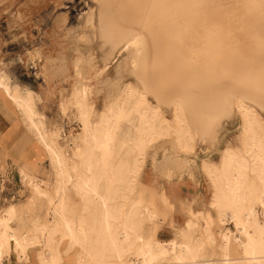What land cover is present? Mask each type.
<instances>
[{
    "label": "rangeland",
    "instance_id": "374dc122",
    "mask_svg": "<svg viewBox=\"0 0 264 264\" xmlns=\"http://www.w3.org/2000/svg\"><path fill=\"white\" fill-rule=\"evenodd\" d=\"M144 1L126 0L123 3L125 12L131 21L136 22L138 20L143 12V7H148L147 11L150 10L149 5L147 6ZM181 1L183 4H189L191 1V5L204 6L201 18L205 19L201 21L200 18L198 24L196 23L197 25L192 22H190L192 25H188L189 27L192 26L195 31L188 27L189 30L192 29L193 32H197L196 35L194 34L193 40L191 39V42L196 46L191 44L192 46L188 45L187 47L191 56L197 53L195 49L202 50L205 46L207 47L205 44H212L213 46L209 45V48L211 47L210 50H213L216 47L214 45L221 42L228 43V45L225 44L226 46L230 44L234 58L238 55L247 58L251 55L249 47L252 38L264 39V19L258 17L264 15V8H262L264 7V0H236V8H232V11L236 9L235 13L240 14L239 19L235 22L242 30L235 32V29H231L235 22H232L231 26L233 27L227 24L231 28L225 26L229 28L228 31L231 29L229 33L232 35L223 36L221 40L217 39L216 36L202 35V31L206 33L209 29L205 25L208 26V22L211 24L217 20L218 17L215 18L212 15L219 10L220 4V7H223L222 3L226 2L224 7L227 9L225 8V11L220 9V11L229 13L231 12L229 6L231 7L235 0ZM108 4L114 7L113 13L116 17L111 15L104 20L101 17L105 7L102 0H0V72L7 75L4 74L3 76L8 79V83L10 82L16 87L21 95H24L27 90L31 91L36 110L34 120L41 123L40 131L54 140L56 146L65 155L66 163L69 165L76 163V161L80 164L79 157H75L72 153L78 142L80 143L79 134L81 132L76 107L72 103L75 88L79 86L77 84H80L78 78L76 79L75 60L78 59L79 65H82L81 75L84 76L82 80L89 84L86 86L90 88L88 100L93 121L99 117V114L106 109L107 104L126 85L145 91L148 101L158 105L159 114L166 123H174L172 105L176 102L181 104L189 124L192 148H181L174 136V131L149 144L141 159V168L134 178V188L129 195L130 201L136 199L142 206H147V208L155 211L156 216L153 220L145 219L143 221L142 231L145 236H149L153 241L165 246L172 240L177 242L181 240L180 234L190 219L194 220L197 225L193 236L197 238L204 234V223L201 215L209 210L214 219L210 231L218 244L221 242L223 234L236 232V227L234 222L227 217H225L224 222L218 220V211L211 204L214 196L204 162L218 165L225 148L229 146L235 150L241 148L242 118L235 108L238 97L244 98L248 104L252 105L259 118L264 122V84H262L264 83L262 80L264 79L262 76L264 70L253 73L254 77L261 79L257 82L259 79L255 78L257 83H255L254 77L249 82L243 81L237 70L238 65H235L236 62L234 63L235 67L232 65L233 63L224 66L226 74L225 72L218 74L216 69L213 72L206 66H203L204 68L200 66L202 71L193 74L192 77L195 78L200 74L202 76L206 72L205 69L209 71V73H205L207 77L203 75L205 76H202L203 79L201 76L200 79L199 76L196 77L198 80L192 79L185 69V62L176 61L175 55L173 57L168 56L170 54L167 51L168 46L161 41L160 35L157 37V34L161 32V24H151L152 29H158L156 32L152 31L150 27L148 28L152 37L150 35L145 37L148 43L147 48L140 47L138 49L136 45H133L135 46L134 49L130 45L120 49L121 43H115L121 39L122 32L126 33L122 37L128 38L127 32L136 25L129 24L128 26L127 20H123V18L122 21L118 17L122 5L118 4V8L117 3L114 4V0H108ZM152 5L154 7V4ZM152 5L150 6L152 7ZM215 7L218 9L213 10L214 13L211 12V8L214 9ZM168 9L170 8H167L166 11ZM203 11H210V14ZM252 13L254 15L246 20V15ZM207 15L208 17L209 15L212 16V19L210 17L208 19ZM58 16H62L64 19L61 22H56L55 19ZM196 16L198 17L199 14ZM224 16H221L220 19L225 18V23H228L229 21L226 22L227 17ZM114 22L122 23L124 27L114 28ZM145 28L147 29V27ZM114 29L121 33L115 36ZM255 29L257 32L253 34ZM246 33L249 34L246 35ZM154 37L156 41L153 42ZM211 37L212 39H210ZM156 42L158 46L161 45L160 48ZM225 45H222V48L224 47L223 49L228 52L227 54L232 55L229 52L230 49ZM156 46L157 48L154 50ZM202 46L203 48H201ZM143 48L145 49L142 51ZM233 48L243 52L235 54ZM148 49L154 50V54L158 56L154 57V54L150 53L152 51ZM161 49H164V53L167 54L168 52L169 54H164ZM156 50L163 53L165 58L163 54L160 57L161 54L156 53ZM37 51L40 53L36 56ZM59 56L63 59H59ZM140 56L143 58L141 61ZM46 57L47 59H45ZM174 60L176 64L173 62ZM46 62H48L47 66H45ZM231 68H233L232 71L235 70L234 73L230 70ZM229 71L231 74L227 73ZM237 71L239 75L236 74ZM178 73L186 77H181L182 75L179 76ZM260 73L262 74L259 75ZM175 75L179 78L177 79ZM188 75L193 82L187 83L190 81ZM170 76H175L174 79L178 81L176 82ZM231 77L234 78L230 79ZM185 78H187L186 81ZM179 81L181 82L179 83ZM182 81L186 83L181 84ZM199 82H201L200 86L199 84L195 86V83ZM183 87L186 88L183 89ZM181 92H185L183 93L185 96ZM182 101H185L187 108L182 104ZM20 114L26 127L36 138V142L44 149L43 144L38 139L37 131L29 126L21 112ZM129 120L130 118L125 121L126 125L129 124ZM134 123L136 122L134 121ZM131 128V133L134 134V129ZM46 157L45 162L42 158L39 160V166L28 167L22 164L19 155L10 154L5 149L0 150V216L6 214L8 206H14L16 212L10 221V225L21 235L31 237L38 234L34 221H45L51 224L54 217V207L58 201L54 194L56 168L48 153ZM10 159L14 162H11ZM22 169L26 171L29 177L22 174ZM31 179L38 183L40 188L52 194V202L49 201L47 195H40L34 190ZM252 182L250 185L253 190H256L257 181L253 180ZM257 193L260 194V192ZM256 198L257 195L252 192L248 200L256 201ZM65 203L66 212L70 213L73 218L76 219L80 215L87 214L82 211V197L71 190H68ZM227 230L231 232L227 233ZM232 233L230 234L231 237H233ZM60 237L61 231L58 230L55 232L52 241L54 244L58 243V249L63 252L61 264H74L77 259L78 247L75 246L65 252L69 246V240H62ZM233 241L235 242L234 239ZM39 249L40 246H30L28 252L19 258L17 252L10 248L9 253L2 258L1 264H38L37 250ZM129 258H131L130 254Z\"/></svg>",
    "mask_w": 264,
    "mask_h": 264
},
{
    "label": "bare ground",
    "instance_id": "6f19581e",
    "mask_svg": "<svg viewBox=\"0 0 264 264\" xmlns=\"http://www.w3.org/2000/svg\"><path fill=\"white\" fill-rule=\"evenodd\" d=\"M102 1L105 4L101 15L102 19L106 20L111 15L114 17V7L108 4V0ZM137 1L139 2L140 0ZM202 1L205 2V0ZM124 2L126 0H114V4L117 3L118 8L119 5H122L121 7L123 8L119 10L118 17L121 20L123 18V20H127L129 22L126 21L128 26L129 24L136 26L127 32L128 35L126 36L128 38H123L122 36L126 33L122 32L121 39L115 43H121L120 49L121 47L125 48L130 45H136L138 49L140 47L147 48L148 43L145 37L150 35L148 28L153 24H161V32H157L159 33L157 37L160 35L161 41L168 46L167 51L170 54L168 52L167 54L164 53L163 50L167 47L165 44L164 49L161 50L164 54H169L168 56L173 57L175 55L177 57L176 61H184L185 69L191 77L193 74L202 71L200 66H206L210 71L213 70V72L216 69L218 74H222L225 72V65L231 63L234 65L235 62L237 63L235 65H238L237 70L241 74L242 80L246 82L253 79V73L264 70V39L257 37L252 38L249 47L251 55L247 58H242L239 55L234 58L230 44L226 46L225 44L228 45V43L221 42L214 45L216 47L213 50H210L211 47L209 48V45H213L208 43L205 44L207 45V47L205 46L206 48L204 47L205 49L203 46L201 47L204 50L195 49L197 53L193 56H191V53H188L187 47L191 44L194 45L191 39L193 40L194 34H197V32H193L195 31L194 28L188 25L190 22L196 24L200 20L202 10H204V6L202 5H191V1L189 4H183L181 0H145V4L149 5V9H153V11H147L148 7H143L142 14L134 22L126 14ZM234 2L231 7L229 6L231 11L229 13L227 11L223 12L227 9V7H224L226 2L222 3L224 8L220 7V4L219 10L215 13L213 10L216 7L214 9L211 8L212 11L209 9L214 13L212 16L219 19L217 18L211 24L208 22L207 24L208 26L210 24V26L205 25V27L209 30L206 29V33L202 31V35L216 36L218 37L217 39L221 40L223 36L231 34L229 33L231 29H235V32L242 30L235 22L239 19L240 14L235 13L236 9L232 11V8H236V0ZM152 4H154V7ZM167 8L170 9L166 11ZM220 9L224 10L220 11ZM210 11L203 12L207 14ZM197 14H199L198 17L196 16ZM253 15L254 13L246 15V20ZM212 16L209 15L210 18ZM221 16L227 17L226 22H229L225 23V18L220 19ZM209 17L207 15L208 19ZM258 17L264 19V15ZM232 22H235L233 24L234 27L231 26ZM227 24H230L233 28L229 27V25L227 26ZM225 25L231 28L230 31H228L229 28ZM113 26L114 28L124 27L122 23L117 22H114ZM188 27L192 28L193 31L192 29L190 31ZM154 29L152 31H158V29ZM254 32H257L256 29L252 33L254 34ZM114 33L115 36H118L121 32H117L114 29ZM153 34L155 36V33ZM150 36L152 37V35ZM155 37L154 39L151 38L153 42L156 41ZM156 44L158 46L157 42ZM222 45L228 47L230 49L228 51L232 55L227 54L228 52L223 49L224 47L222 48ZM157 46L154 47V50ZM160 46L158 47L160 48ZM133 47L135 49V46ZM153 51L150 53L154 54ZM241 52L243 51L234 49L233 53L239 54ZM136 53L134 54L138 55ZM156 53L159 54L160 52L156 50ZM163 53H160V57H162ZM61 56H59V59L62 58ZM153 56L158 55L154 54ZM141 59L143 60L142 57L140 61ZM173 62L175 63V60ZM74 66L75 74L77 75L76 79L78 78L80 84H77L79 86L75 88L72 103L76 107L81 132L79 134L80 143L78 142L72 153L75 157H79L80 164L77 161L71 165L67 164L65 155L56 146L54 140L48 138L44 132L40 131L41 123L34 120L36 110L31 91L27 90L24 95H21L15 88L12 89L10 87L4 76H0V86L3 88V91L14 100L29 126L37 131L39 141L43 144L52 164L56 168L54 194L58 198L56 204L54 202V217L51 224L35 220L34 224L38 234L31 237L21 235L12 228L10 221L16 212V208L14 206L7 207L6 214L0 216V264L5 254L9 253L10 248H13L20 258L22 254L28 252L30 246H40V249L37 250L38 264H61L63 252L58 249V243L54 244L52 241L55 232L58 230L61 231L60 238L62 240H69V246L65 252L75 246L78 247V252H76L77 259L74 264H264V122L259 118L256 109L248 104L244 98L242 99L245 101L240 99V97H238L239 99L234 98L237 99L235 108L242 118L241 148L237 150L230 146L225 148L218 165L207 161L204 162L205 171L213 190L214 199H212L211 204L218 211L219 222H224L225 217L234 222L236 232L232 233L227 230V233L231 232L233 237H231V233L223 234L221 242L217 244L215 236L210 231L214 219L212 214L206 211L201 215L204 223V234L197 238L193 236L197 225L194 220L190 219L180 234L181 240L179 242L172 240L165 246L153 241L149 236H145L142 231L143 221L145 219L153 220L156 216L155 211L147 208V206H142L136 199L130 201L129 195L134 188V178L141 168V159L143 158L145 148L149 144L155 142L161 136L174 131V136L181 148H192V139L189 136V124L181 104L176 102V104L172 105L174 123H166L159 114L158 105L148 101L145 91L135 89L131 85H126L107 104L106 109L99 114V117L93 121L91 116L92 110L88 100L90 88L86 86L89 84L85 80H82L84 77L81 75L82 65H79L78 59L74 61ZM160 66L162 68V65ZM138 69L140 70V67ZM232 69L230 70L232 71ZM205 70L206 72L204 70L203 72L209 73L207 69ZM233 71L235 72V70ZM238 71L236 74H238ZM205 73L202 76H206ZM227 73H230V71ZM142 74L140 75L144 76ZM210 74L208 75L210 76ZM177 75L184 77L187 74L183 76V74L178 73ZM175 76L170 77L174 79ZM198 76L192 77V79L198 80L196 77L200 79L201 74ZM188 77L190 79L189 75ZM176 78L178 79L179 77L176 76ZM233 78L231 77L230 79ZM255 78L257 79L258 77L255 76L254 80ZM225 79L227 78L225 77ZM186 80L187 78H185ZM260 80H257V82ZM175 81L177 82L178 80ZM190 82H193V80L187 81V83ZM257 82L255 80V83ZM183 83L186 82L182 81L181 84ZM200 83H195V86L197 84L200 86ZM190 85L188 86L190 87ZM181 87L182 85L179 88L181 89ZM180 98L182 99L183 97ZM182 102L185 108H187L186 103H184L185 101ZM128 118H130L129 124L126 125L125 121ZM130 126L133 127L134 134L131 133L132 128ZM22 173L25 177H29L23 171ZM253 180L257 181L255 184V186L257 185L256 190H253L250 185ZM31 183L38 194L47 195L49 201H53L51 193L40 188L38 183L33 180ZM68 190L82 197V211L87 214L82 213L83 215L75 219L70 213L66 212L65 202ZM252 192L257 195L256 201L248 200ZM257 192H260V194ZM233 242L235 246L232 244ZM129 254L131 258H129ZM162 259H166V261Z\"/></svg>",
    "mask_w": 264,
    "mask_h": 264
},
{
    "label": "crops",
    "instance_id": "0c3cea01",
    "mask_svg": "<svg viewBox=\"0 0 264 264\" xmlns=\"http://www.w3.org/2000/svg\"><path fill=\"white\" fill-rule=\"evenodd\" d=\"M63 19L64 17L58 16L55 20L56 22H61ZM39 53L40 52L37 51L36 56L39 55ZM45 59H47V57ZM47 64L48 62H46L45 66H47ZM4 74V72H0V76ZM9 85L12 89H16L10 82ZM105 97H107V94H105ZM1 149H5L10 154L19 155L22 164L28 167L39 166V160L41 158L44 162L47 160L46 149L44 148V150L43 147L36 142V138L26 127L14 100L7 95L0 86V150ZM11 162L14 161L11 160ZM22 171L26 173L24 169H22ZM27 176L29 175L27 174Z\"/></svg>",
    "mask_w": 264,
    "mask_h": 264
},
{
    "label": "built area",
    "instance_id": "2783aa9c",
    "mask_svg": "<svg viewBox=\"0 0 264 264\" xmlns=\"http://www.w3.org/2000/svg\"><path fill=\"white\" fill-rule=\"evenodd\" d=\"M14 169V168H13Z\"/></svg>",
    "mask_w": 264,
    "mask_h": 264
}]
</instances>
